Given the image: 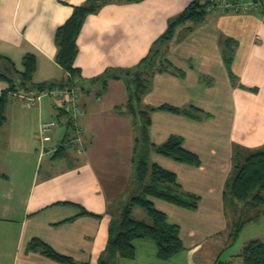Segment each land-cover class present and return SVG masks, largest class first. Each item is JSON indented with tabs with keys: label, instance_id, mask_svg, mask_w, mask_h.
<instances>
[{
	"label": "crops",
	"instance_id": "1",
	"mask_svg": "<svg viewBox=\"0 0 264 264\" xmlns=\"http://www.w3.org/2000/svg\"><path fill=\"white\" fill-rule=\"evenodd\" d=\"M85 1L0 0V56L22 71L23 56L33 54L35 85L67 81L68 74L55 60L54 35L73 8ZM192 1L111 2L86 17L74 61L85 83L79 91L82 113L75 121L83 151L67 144L61 156L44 153L64 139H73V126L59 113L53 97H41L27 106L26 94L10 95L0 126V264H68L28 250L34 238L76 264H98L105 256L109 225L134 194L130 181L135 130L132 116L116 110L127 102L124 82L109 80L97 96L89 81L107 69L137 65ZM228 39L235 44L229 68L223 62V42ZM166 58L182 75L155 74L140 105H168L191 115L153 111L149 140L157 146L171 136L180 137L183 149L195 154L199 165L155 152L149 160L172 172L180 189L199 202L190 211L152 198L154 207L178 226L182 250L162 260L155 244L136 240L132 258L117 257L111 264H243L244 245L251 240L264 242V237L248 239L239 254L230 256L217 237H225L224 246L232 241L226 237L230 227L223 192L236 150H264V14L208 9L201 24L186 23L176 29ZM7 69L0 61V71ZM6 88L7 82L0 79V93ZM45 121L55 122V127L52 140L41 146L36 133ZM82 209L88 214L81 215ZM139 210L134 209L133 216L136 211L135 218L145 219ZM261 212L259 217L264 216ZM262 222L258 218L252 223Z\"/></svg>",
	"mask_w": 264,
	"mask_h": 264
},
{
	"label": "trees",
	"instance_id": "2",
	"mask_svg": "<svg viewBox=\"0 0 264 264\" xmlns=\"http://www.w3.org/2000/svg\"><path fill=\"white\" fill-rule=\"evenodd\" d=\"M141 1L143 0H86L84 4L73 8L70 17L57 27L54 35L57 46L55 60L69 76L65 82L33 84L31 79L36 70V59L33 54L23 56L22 71H17L8 59L0 56V61L8 67L7 70L0 71V79L7 82V88L0 93V126L5 120V107L12 94L30 95L54 87H73L79 91L84 89L85 83L81 78L80 69L75 67L74 61L77 54V37L86 17L107 3H137ZM214 1L216 0H193L181 14L168 23L165 32L151 44L147 54L134 67L107 69L100 76L89 81V84L96 87L97 96L106 90L109 80L124 82L128 96L127 102L123 107H117L116 110L123 109L125 113L132 116L135 130L131 157L133 176L130 181V184L132 183L134 186V194L118 209V215L111 221L105 256L99 259L98 264H111L117 257L132 258L134 256L133 242L136 240L155 244L157 256L162 260H167L182 250L178 226L168 222L167 216L154 207L151 199H159L193 211L197 208L199 198L183 192L176 182L175 175L151 163L149 155L151 152H155L172 160L194 166L199 165V160L195 154L183 149L180 137L171 136L166 142L157 146L151 144L148 126L150 125V114L156 110L183 115H191V112L168 105L158 108L142 107L140 99L149 91L151 80L155 74L182 75L183 72L177 70L166 58L168 44L178 27L186 23L198 25L204 22L208 8ZM189 30L190 28H187V31ZM223 44V62L229 68L235 44L230 39L224 41ZM59 113L62 115L61 112ZM70 124L71 121H69V126ZM68 142L64 139L57 146H53L55 152L52 157L61 156L65 148L68 147ZM223 201L226 218H228L227 210L232 205L239 209L247 208L251 212L256 209L255 214L248 218H243L245 212L241 213L238 220L229 226L228 237L233 241L237 239L246 224L256 222L262 213L257 208L264 205V150L253 152L236 150L233 157V169L225 183ZM134 209H140L144 213L145 219L135 218L133 216ZM80 213L81 215L88 214L83 209ZM27 249L40 251L48 257L68 264H76L36 238L29 241ZM240 257L243 264H264V242L249 241L243 247Z\"/></svg>",
	"mask_w": 264,
	"mask_h": 264
},
{
	"label": "built area",
	"instance_id": "3",
	"mask_svg": "<svg viewBox=\"0 0 264 264\" xmlns=\"http://www.w3.org/2000/svg\"><path fill=\"white\" fill-rule=\"evenodd\" d=\"M214 7H218L223 10H233V11H260L264 13V0H216L210 4L208 9H213ZM80 92L77 88L73 87H54L50 89L43 90L39 93H31L30 95H26L23 98H26V105L31 106L36 101H38L41 97L50 96L53 97L57 102L58 110L65 115L69 121H71V125L74 127L75 137L71 139L68 144L72 145L74 149L77 151H83L84 145L82 144L81 139L79 138V132L76 127V119L82 113L80 108L79 98ZM55 127V122L53 121H45L39 124L37 130V138L43 146L44 144L50 142L52 139L50 134ZM55 152V148L52 147L50 149H44V153H48L52 155Z\"/></svg>",
	"mask_w": 264,
	"mask_h": 264
},
{
	"label": "rangeland",
	"instance_id": "4",
	"mask_svg": "<svg viewBox=\"0 0 264 264\" xmlns=\"http://www.w3.org/2000/svg\"><path fill=\"white\" fill-rule=\"evenodd\" d=\"M48 97H50V96H48ZM44 164L45 163H43L41 166V173L44 171V167H45ZM243 208L244 207L239 209L237 206L232 205L230 207V209L227 210V216H228L227 220H228L229 226L232 225L233 222L238 220V217L241 213L245 212L244 213L245 216L243 218H248L251 215L255 214L254 212H256V209L251 212L247 208H244V209ZM257 209L258 210L260 209V211L264 210V205L259 206ZM139 212L141 213V210H139ZM134 216L135 217L138 216L136 211H135ZM259 218L261 221H264V216H261ZM257 234H260L261 237H264V222H262L261 225H258L256 223L249 224L247 227H245L243 229L239 239L237 238L238 240L236 239V241L234 243H232V241H230L229 244H226V246H224V241H223V240H225L224 236L219 235V237H217V238H218V240H220V246H222L224 253H227L230 256V255L239 254L241 251V247L244 245L243 243H246V241L248 239L254 238ZM226 237H228V236H226ZM212 242H214L213 239H212V241H208L207 245L212 244Z\"/></svg>",
	"mask_w": 264,
	"mask_h": 264
}]
</instances>
